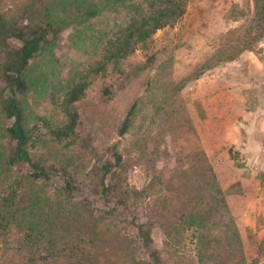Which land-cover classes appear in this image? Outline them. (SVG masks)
<instances>
[{
    "label": "trees",
    "instance_id": "obj_1",
    "mask_svg": "<svg viewBox=\"0 0 264 264\" xmlns=\"http://www.w3.org/2000/svg\"><path fill=\"white\" fill-rule=\"evenodd\" d=\"M188 3L0 0V245L25 257L28 264H164L154 233L168 246L177 235L192 230L197 264H245L240 234L203 151L188 155L186 168L168 162L155 167L161 154L156 151L148 158L144 152L151 178L137 188L129 183L131 165L115 144L80 181L59 151L44 161L34 149H64L76 143L82 123L79 105L95 79L108 73L114 77L102 89L104 98L113 94L114 86L153 69L155 80L149 79L147 86L161 85L171 75L173 55L159 58L152 37L173 28ZM118 9L127 12V21L102 35L98 53L58 103L64 122L47 126L48 131L39 135L29 101L46 90L49 68L58 64L52 50L60 34L70 26L85 42L88 21H99L105 12ZM254 9L241 33L223 43L192 80L252 51L264 39V0H254ZM136 50L143 60L131 64L128 59ZM140 103L136 99L129 106L117 126L118 136L129 131ZM57 179L62 180L60 187H54Z\"/></svg>",
    "mask_w": 264,
    "mask_h": 264
},
{
    "label": "rangeland",
    "instance_id": "obj_2",
    "mask_svg": "<svg viewBox=\"0 0 264 264\" xmlns=\"http://www.w3.org/2000/svg\"><path fill=\"white\" fill-rule=\"evenodd\" d=\"M254 11V0H189L183 18L173 28L157 31L152 37L155 50L161 52L159 58L164 59L168 53H172L171 75L164 78L161 85L152 84L148 87L147 82L153 78L156 70L142 73L119 87L114 86L113 94L109 98L105 97L106 99L102 89L108 87L114 77L108 73L104 78L95 79L79 105L82 123L77 129L76 143L64 149L61 146H36L34 149L37 156L41 155L44 161H50L51 155L59 151L62 159L70 161V166H73L80 181L90 175L98 159L103 158L108 147L115 144L129 161L131 166L127 170L128 181L137 188H141L151 178L148 172L150 163L147 162L144 152L148 158L152 153L157 155L156 151L161 154L159 161L155 162V167L160 168L163 162H168L186 168L188 155L203 151L191 116L194 107L192 97L196 86L191 77L223 43L235 39L241 33L253 17ZM126 21L127 12L118 9L105 12L99 21H88L83 29L86 31L85 42L83 38L77 37L70 26L60 34L52 50L58 64L49 68V76L45 78L46 90L29 101L38 127L35 132L43 135L48 131L47 126H59L64 122L65 117L58 109V103L65 89L98 53L104 40L102 35L113 33ZM263 46L264 39L254 46L252 55L249 56L263 58ZM142 60V52L136 50L128 62L136 64ZM256 61L258 64L252 66L251 75L247 79L251 81V85L259 87L261 94L257 95L262 101L264 61ZM224 64L217 65L215 72ZM244 76L246 77L245 74ZM229 79L227 78V82L230 84L236 83L235 79ZM203 85L201 82L200 86ZM136 99H140L141 106L133 125L124 136H118L117 126ZM256 103L253 102L251 108ZM60 185L62 180L57 179L54 187ZM100 207H103L101 203ZM229 215L233 220L230 211ZM262 224L261 233L264 234V222ZM261 233L256 238V247L242 245L245 264L263 263L264 236ZM193 236V231L189 230L185 234L177 235L171 245L164 246L162 235L154 233L155 242L162 251L164 264H197L193 252ZM138 254L145 257L142 250H138ZM0 264L28 263L25 257L16 251H8L7 246L1 244Z\"/></svg>",
    "mask_w": 264,
    "mask_h": 264
},
{
    "label": "crops",
    "instance_id": "obj_3",
    "mask_svg": "<svg viewBox=\"0 0 264 264\" xmlns=\"http://www.w3.org/2000/svg\"><path fill=\"white\" fill-rule=\"evenodd\" d=\"M249 55L252 51L195 80L191 116L242 245L256 247L264 222V95L261 101V90L247 78L264 57Z\"/></svg>",
    "mask_w": 264,
    "mask_h": 264
}]
</instances>
